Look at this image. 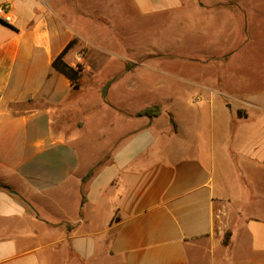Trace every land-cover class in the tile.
Segmentation results:
<instances>
[{"label": "crops", "instance_id": "crops-1", "mask_svg": "<svg viewBox=\"0 0 264 264\" xmlns=\"http://www.w3.org/2000/svg\"><path fill=\"white\" fill-rule=\"evenodd\" d=\"M129 1L143 17L211 7ZM1 3L12 20L0 19V264H264V87L228 92L219 81L185 79L195 120L170 112L174 130L163 136V115L142 117L111 99L141 81L110 75L90 89L96 101H85L81 71L74 88L53 66L72 40L58 63L83 62L86 18L108 17L88 14L81 0ZM237 41L223 57L240 50ZM171 82L153 83L166 86L167 101L180 95ZM106 115L126 126L116 131L109 118L100 149L81 154L77 137Z\"/></svg>", "mask_w": 264, "mask_h": 264}, {"label": "rangeland", "instance_id": "rangeland-1", "mask_svg": "<svg viewBox=\"0 0 264 264\" xmlns=\"http://www.w3.org/2000/svg\"><path fill=\"white\" fill-rule=\"evenodd\" d=\"M81 2L88 14L95 16L103 13L109 19H84L88 22L84 28L87 31L81 35L78 53L85 55V59L76 65H80L83 74L81 94L85 96V101H96L90 98L93 93L90 89L101 87L110 75L125 74V78H135L137 82H142L138 91H112L111 99L117 100L114 101L116 107L140 109L136 115L142 117L146 116L141 113L144 108L159 105L160 115L163 116L157 120V125L164 136L174 130V125L170 124V112L180 121L185 119L192 123L195 120L196 113L191 112L185 103L188 95L182 93L185 79L219 81L224 91L228 92L264 87V0H200L205 5H211L205 13L189 8L183 12L146 17L140 16L129 0ZM183 17L190 18V21L180 24L178 20ZM194 18L205 21V24H199ZM238 39L242 44L240 50L229 59L223 57L228 47ZM94 44L117 52L118 58L101 51L99 46L94 47ZM89 47L92 49L89 50ZM96 53L105 59L102 66H98L93 59ZM125 61V68L119 67V63ZM168 70L175 74H167ZM157 81H172L179 97L165 100L168 95L166 86L153 88V83ZM157 98L162 102H156ZM99 110L96 109V112ZM125 114L128 113L125 111ZM109 118L116 122V131L126 126L122 119L112 115L99 116L97 127L89 126L81 133L82 136L77 137L76 146L81 154L93 155L100 149V137L108 131ZM206 121L201 124L204 131Z\"/></svg>", "mask_w": 264, "mask_h": 264}, {"label": "trees", "instance_id": "trees-1", "mask_svg": "<svg viewBox=\"0 0 264 264\" xmlns=\"http://www.w3.org/2000/svg\"><path fill=\"white\" fill-rule=\"evenodd\" d=\"M73 44V40L67 45V47L65 49H63V51L61 52V54L53 61V66H55L57 69L62 70L66 75L69 76L72 85L74 88H78L79 87V83H78V76H79V71L81 70L80 65H76V67H72L69 64L62 62V65L60 63H58V61L60 60L61 56L64 54V52L69 49V47L71 48ZM18 105H12L11 107L16 110ZM21 106V105H19ZM26 108L31 107V103H29V105H23ZM160 106L159 105H150L146 108H144L142 110V114H146L149 116H158L160 115L161 111H160ZM93 173V170H91L85 177L84 180H86L88 177H90ZM225 243L227 242V239L225 238Z\"/></svg>", "mask_w": 264, "mask_h": 264}, {"label": "built area", "instance_id": "built-area-1", "mask_svg": "<svg viewBox=\"0 0 264 264\" xmlns=\"http://www.w3.org/2000/svg\"><path fill=\"white\" fill-rule=\"evenodd\" d=\"M0 19L5 23H11L12 17L9 12V7L6 3L0 4Z\"/></svg>", "mask_w": 264, "mask_h": 264}, {"label": "water", "instance_id": "water-1", "mask_svg": "<svg viewBox=\"0 0 264 264\" xmlns=\"http://www.w3.org/2000/svg\"><path fill=\"white\" fill-rule=\"evenodd\" d=\"M10 191L15 193V191H14V190H10Z\"/></svg>", "mask_w": 264, "mask_h": 264}]
</instances>
